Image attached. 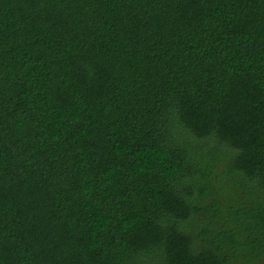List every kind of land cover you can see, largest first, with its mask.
I'll return each mask as SVG.
<instances>
[{
    "label": "trees",
    "instance_id": "obj_1",
    "mask_svg": "<svg viewBox=\"0 0 264 264\" xmlns=\"http://www.w3.org/2000/svg\"><path fill=\"white\" fill-rule=\"evenodd\" d=\"M0 264H264V0H0Z\"/></svg>",
    "mask_w": 264,
    "mask_h": 264
}]
</instances>
